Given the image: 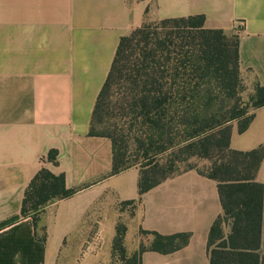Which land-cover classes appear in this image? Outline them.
<instances>
[{
	"label": "crops",
	"instance_id": "obj_1",
	"mask_svg": "<svg viewBox=\"0 0 264 264\" xmlns=\"http://www.w3.org/2000/svg\"><path fill=\"white\" fill-rule=\"evenodd\" d=\"M203 15L238 38L240 77L264 85V0H0V264H110L116 225L128 255L152 236L189 233L186 246L145 251L141 264H209L207 239L221 214L217 183L195 169L138 194L139 168L111 174L112 144L89 134L120 37L167 18ZM264 145V106L230 148ZM57 162L47 160L50 150ZM46 167L75 193L22 215L24 192ZM256 180L264 185V156ZM133 201V204H124Z\"/></svg>",
	"mask_w": 264,
	"mask_h": 264
},
{
	"label": "trees",
	"instance_id": "obj_2",
	"mask_svg": "<svg viewBox=\"0 0 264 264\" xmlns=\"http://www.w3.org/2000/svg\"><path fill=\"white\" fill-rule=\"evenodd\" d=\"M204 22L203 15L167 18L120 37L94 105L89 134L111 140V174L139 168V196L191 169L216 181L222 212L208 233L209 264H264V185L256 180L264 145L250 151L230 148L233 124L244 132L254 110L264 106V85H257L249 102L242 104L238 38L206 28ZM104 118L112 122L107 133L95 127ZM57 156L52 149L47 160L55 164ZM192 158L208 160L206 171L190 167L173 174L178 164ZM74 193L66 187L64 174L46 167L31 179L22 215L32 217L42 240L43 209ZM125 233L126 226L119 222L110 264H141L143 252L171 253L190 238L189 233L142 231L152 241L128 255Z\"/></svg>",
	"mask_w": 264,
	"mask_h": 264
},
{
	"label": "rangeland",
	"instance_id": "obj_3",
	"mask_svg": "<svg viewBox=\"0 0 264 264\" xmlns=\"http://www.w3.org/2000/svg\"><path fill=\"white\" fill-rule=\"evenodd\" d=\"M234 36V35H233ZM233 36H230L233 38ZM242 89L240 91V98H241V102L242 104H247L249 102V96L251 94H248V92H246V89L244 87V84L242 83ZM111 120H108L107 118H104V122L102 124H96V130L97 131H102V132H109L111 131ZM210 164V162L206 159H202V158H192L190 159V161L188 163H181V164H178V168L177 170L174 171L173 174H177V173H180L190 167H194L198 170H201V171H206V168L207 166ZM224 231L225 233H228L229 231V227L226 225L224 226Z\"/></svg>",
	"mask_w": 264,
	"mask_h": 264
}]
</instances>
